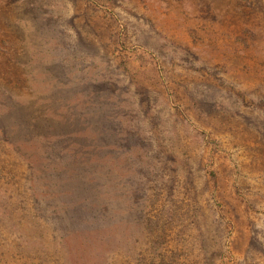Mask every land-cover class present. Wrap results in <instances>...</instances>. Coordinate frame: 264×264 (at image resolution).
I'll list each match as a JSON object with an SVG mask.
<instances>
[{
    "label": "rangeland",
    "instance_id": "rangeland-1",
    "mask_svg": "<svg viewBox=\"0 0 264 264\" xmlns=\"http://www.w3.org/2000/svg\"><path fill=\"white\" fill-rule=\"evenodd\" d=\"M0 264H264V0H0Z\"/></svg>",
    "mask_w": 264,
    "mask_h": 264
}]
</instances>
